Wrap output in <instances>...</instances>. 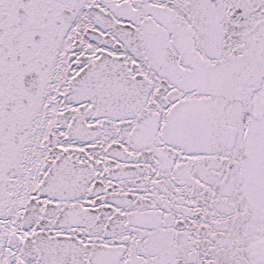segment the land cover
I'll use <instances>...</instances> for the list:
<instances>
[{
    "label": "snow or ice",
    "instance_id": "6c2138e0",
    "mask_svg": "<svg viewBox=\"0 0 264 264\" xmlns=\"http://www.w3.org/2000/svg\"><path fill=\"white\" fill-rule=\"evenodd\" d=\"M0 264H264V0H0Z\"/></svg>",
    "mask_w": 264,
    "mask_h": 264
}]
</instances>
